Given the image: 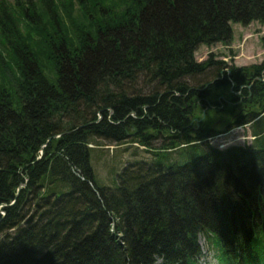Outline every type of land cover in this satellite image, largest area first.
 Listing matches in <instances>:
<instances>
[{"label":"trees","instance_id":"trees-1","mask_svg":"<svg viewBox=\"0 0 264 264\" xmlns=\"http://www.w3.org/2000/svg\"><path fill=\"white\" fill-rule=\"evenodd\" d=\"M253 21L264 0H0V264H199L200 236L264 264V61L194 56ZM97 140L152 158L103 186Z\"/></svg>","mask_w":264,"mask_h":264},{"label":"rangeland","instance_id":"rangeland-1","mask_svg":"<svg viewBox=\"0 0 264 264\" xmlns=\"http://www.w3.org/2000/svg\"><path fill=\"white\" fill-rule=\"evenodd\" d=\"M231 28L233 33L230 44L219 43L210 47L200 46L194 55L195 60L200 62L206 60L210 54H213L216 59L224 61L229 66L250 67L262 63L264 61V23L253 21L246 26L233 23ZM206 80H209V78ZM261 117L260 121L251 129H262L264 127V114ZM212 126L219 131H225L226 127L225 123L220 120L219 122H213ZM248 126L234 127L226 133L217 134L213 138L207 139V142L209 145L221 150L229 146L250 144L252 136H250L251 133ZM162 142V140H153L150 146L151 150L159 148ZM262 142H264V137ZM89 147L92 148L90 150V164L97 182L100 185L111 188L117 186V176L125 165L134 161H150L152 158V153L146 152L143 147H136L135 144L122 143L116 145L97 140ZM202 151L198 149L189 153L191 156H196L201 154ZM174 156L172 155V157ZM217 242L215 240L216 244ZM199 244L201 256L198 263L217 264L216 251L207 243L203 236L199 237ZM215 249L218 250V244Z\"/></svg>","mask_w":264,"mask_h":264},{"label":"crops","instance_id":"crops-1","mask_svg":"<svg viewBox=\"0 0 264 264\" xmlns=\"http://www.w3.org/2000/svg\"><path fill=\"white\" fill-rule=\"evenodd\" d=\"M233 33V32H232ZM251 136V135H250ZM253 139V138H252Z\"/></svg>","mask_w":264,"mask_h":264}]
</instances>
